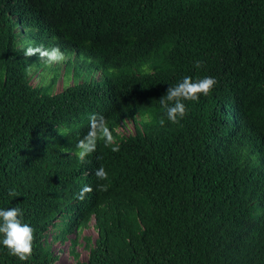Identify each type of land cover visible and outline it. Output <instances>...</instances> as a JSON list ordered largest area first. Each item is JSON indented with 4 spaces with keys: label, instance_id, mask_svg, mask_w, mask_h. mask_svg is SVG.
Wrapping results in <instances>:
<instances>
[{
    "label": "trees",
    "instance_id": "obj_1",
    "mask_svg": "<svg viewBox=\"0 0 264 264\" xmlns=\"http://www.w3.org/2000/svg\"><path fill=\"white\" fill-rule=\"evenodd\" d=\"M18 24L51 37L64 72L26 59ZM41 69L51 84H33ZM61 73L72 84L55 92ZM185 76L217 84L173 124L159 99ZM92 113L120 150L99 141L80 163ZM12 207L35 252L21 261L0 244V264H54L52 244L73 231L75 264H264V0H0V208Z\"/></svg>",
    "mask_w": 264,
    "mask_h": 264
},
{
    "label": "clouds",
    "instance_id": "obj_2",
    "mask_svg": "<svg viewBox=\"0 0 264 264\" xmlns=\"http://www.w3.org/2000/svg\"><path fill=\"white\" fill-rule=\"evenodd\" d=\"M14 30L19 35L25 36L29 39L27 42L18 46L19 48H22L23 44H30L29 46L22 49L28 61L31 60L30 57L39 55L40 60L45 62L48 65V68L59 67V69L65 70V66L67 65L66 61L69 59V56L65 55L58 46L49 48L51 37L41 36L39 30H35L34 33H30L26 29L22 28L20 24L15 25ZM62 62H64L63 66L56 64ZM202 66L203 61H196L195 67L197 69L201 68ZM31 67V64L28 65L27 70L30 71ZM34 69H36V67ZM49 70L53 71L52 69ZM141 70L146 75L150 74L151 72V69L147 65H143ZM45 72L47 71L41 69L34 73L44 74ZM94 77L98 79L100 76L96 77L94 75ZM51 83L52 79L49 84ZM65 84L66 78L64 85ZM216 84V79L211 76L197 78L195 80L191 76H185L175 85H171L167 89L166 95L159 99L161 109L164 111L167 120L173 124H179L180 120L183 119L187 114V108L184 101L198 102L202 95H210ZM88 120L89 130L82 139L78 140L76 144V156L80 163H85L86 158L96 151L99 141H103L106 147L110 146L113 152L120 150V144L113 135V131L109 127L108 119L105 116L92 113L89 115ZM144 120L146 123H151L152 121L150 114H146L144 116ZM129 121L130 120L127 122ZM124 124L126 123H123L122 125ZM159 124L164 126L165 120L161 118L159 120ZM122 125L119 126V131ZM60 132L65 135L61 129ZM95 176L98 180H108V173L103 166L96 169ZM107 188L108 185H98L99 190L106 191ZM89 191H91V188L85 186L81 190L79 198L83 199L84 194ZM9 195L12 197H17L19 194L16 192V190L10 189ZM35 239V229L30 224L24 222L23 212L19 207L6 209L0 208V244H2L8 250L10 255L16 256L21 261L30 260L35 252Z\"/></svg>",
    "mask_w": 264,
    "mask_h": 264
},
{
    "label": "rangeland",
    "instance_id": "obj_3",
    "mask_svg": "<svg viewBox=\"0 0 264 264\" xmlns=\"http://www.w3.org/2000/svg\"><path fill=\"white\" fill-rule=\"evenodd\" d=\"M61 66L64 65V62L62 63H56ZM64 71V70H62ZM54 72L49 70L45 72L44 74L41 73H34L32 76V82L34 84H39V83H44V84H49L51 82L52 76ZM96 77L100 76V73L96 71L95 73ZM65 76L62 73L58 79V81L55 84V91H60L63 89V87L67 84H72V79H69L68 82L64 85L65 83ZM120 131L124 134L131 133L133 131V123L131 121L127 122L126 124L122 125L120 127ZM78 233L73 231V232H68L65 234L60 239H57L56 242L52 244V254L57 255L58 258L55 261L54 264H75V258L71 253V247H72V239H75L77 237ZM85 236H91L92 239H95L97 237V230L94 227V220L91 221L90 225L86 227V229L83 230L81 235L79 236V241L76 246V250L80 253V258L82 260H87L88 255H89V250L87 249L86 241H85Z\"/></svg>",
    "mask_w": 264,
    "mask_h": 264
}]
</instances>
